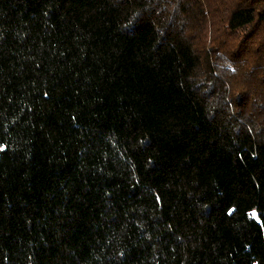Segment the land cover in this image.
I'll return each mask as SVG.
<instances>
[{
	"label": "trees",
	"instance_id": "trees-1",
	"mask_svg": "<svg viewBox=\"0 0 264 264\" xmlns=\"http://www.w3.org/2000/svg\"><path fill=\"white\" fill-rule=\"evenodd\" d=\"M0 264H264V0H0Z\"/></svg>",
	"mask_w": 264,
	"mask_h": 264
}]
</instances>
